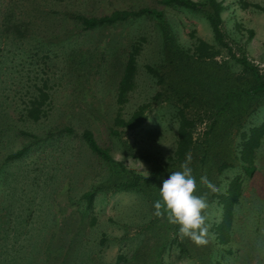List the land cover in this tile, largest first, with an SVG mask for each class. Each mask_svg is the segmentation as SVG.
I'll return each mask as SVG.
<instances>
[{
    "label": "rangeland",
    "instance_id": "1",
    "mask_svg": "<svg viewBox=\"0 0 264 264\" xmlns=\"http://www.w3.org/2000/svg\"><path fill=\"white\" fill-rule=\"evenodd\" d=\"M220 1L228 47L236 57L243 52L264 75V0ZM144 6L165 11L186 57L191 56L196 38L217 46L202 14L165 8L158 0H0V264H264V139L252 177L235 160L241 132L264 121V97L243 98V110L218 118L193 104L186 110L197 120V142L205 140V132L217 119L206 138L210 160L223 158L232 164L221 175L211 172L209 180L220 192L234 177L244 180L228 246L212 243L210 233L208 244L197 246L180 238L164 216H154L160 186L145 193L113 191L115 174L82 140L83 131H91L126 173L144 177L153 176V161L165 163L174 151L177 103L151 101L165 91L169 77L163 68L172 66L160 23L143 17L84 29L67 16L69 10L101 17ZM139 37L145 42L136 62L135 88L122 115L143 103L151 106L139 129L115 137L110 135L117 111L115 86L130 45ZM147 65L164 74L166 85H158L147 74ZM205 66L217 85L221 81L235 87L244 79L240 65L226 52ZM33 78L47 79V116L37 122L21 121L20 112L32 94L23 87L37 82ZM65 129H72V134ZM22 149H26L23 158L6 161L7 155ZM86 192L93 194L88 211L82 198ZM195 194L206 196L210 232L220 220V208L211 201L207 187H198ZM180 241L186 242L189 253L181 251ZM44 242L49 248L43 258Z\"/></svg>",
    "mask_w": 264,
    "mask_h": 264
},
{
    "label": "trees",
    "instance_id": "2",
    "mask_svg": "<svg viewBox=\"0 0 264 264\" xmlns=\"http://www.w3.org/2000/svg\"><path fill=\"white\" fill-rule=\"evenodd\" d=\"M77 1L75 0V2ZM158 2L165 8L182 9L202 14L208 22L214 43L217 46L210 45L204 40L196 38L195 43L189 49L191 56L186 57L187 54L175 41L165 11H159L147 6L136 10H116L109 15L101 17H88L70 10L67 13L68 17L78 22L84 29L112 26L131 19L143 17L152 18L160 23L163 35V46L166 51V56L172 64L171 67L166 66L163 68L167 73L165 76L167 75L169 77V83L165 91L156 93L151 101L156 102V100L161 99L162 102L166 101L170 104H174L172 102H175L178 104H174L176 109L175 119L177 121L175 148L165 163H156L153 161L152 177H144L129 172L126 173L124 165L121 162L115 161L106 149L98 145L91 131L84 130L82 133V140L88 149L103 162L107 163L115 174L117 179L112 183L113 191H137L145 193L144 190H154L156 186L161 185L162 180L166 179L171 172L180 170V166L185 163L188 157L191 158L189 166L193 169V175L197 178V188L206 187L199 183V177L201 175H206L208 179L211 172L215 175H221L226 170L232 168V164L223 158L218 159L217 162H211L210 160L211 152L209 142L207 143L206 138L211 136L212 131H214L217 119H213V123L208 131L205 132V140L197 142L194 139L197 120L190 117L186 110L193 104L198 108L201 107L200 110L208 111L211 117L215 114L218 118L223 115H229L235 110H243L241 104L243 98L251 101H260L264 97V75L247 59L243 52L240 57H236L226 43L221 19L223 4L220 0H158ZM254 7L260 9L257 5ZM144 42L145 38L139 37L130 45L122 72L115 86L114 94L116 97L115 104L117 111L113 119V126L110 129V135L115 137H119L125 131L139 129L144 124L146 112L151 106L150 102L143 103L137 106L128 116L124 117L122 115V110L128 102L129 94L135 88L137 76L136 62ZM222 52H226L243 70L242 74L244 79L235 85V87H228L224 83L222 84L221 81L217 85V80L211 76V72L205 66V63L213 62ZM185 57L188 58V61L184 59ZM145 70L151 78L155 79L158 85H166L164 83L166 82L164 74L159 73L157 69L148 65L145 67ZM25 81L28 83L30 76H26ZM34 81L37 82L29 86L33 90H30L27 86L23 87L27 93L32 94L21 110L22 112H20L19 119L21 121L37 122L47 116L50 103L47 79H34ZM17 83L21 84V82ZM202 92L206 94L203 95ZM212 109H216L215 112ZM64 132L72 134V129H65ZM21 134L24 137L37 140L35 135L31 133L21 131ZM239 138L240 144L237 146L235 160L238 161L243 173L247 177H252L256 169L254 161L257 150L264 139V121L256 127H250L242 131ZM25 152L26 149H22L11 153L7 155L6 161H19L24 157ZM143 158L150 160L149 157ZM243 183V178L238 175L229 182L225 192H212L211 201H215L216 205L220 208V220L218 223L213 224L209 232L211 235L210 238H213L212 243L217 241V244L221 246L231 244L236 215L238 213L237 208L240 205L243 195ZM82 198L86 201V210H91L93 194L86 192ZM154 198L158 199V196ZM93 222L94 219H92ZM174 228L175 233L178 234L177 226ZM179 246L183 253H189L186 242L180 241ZM48 248V243L44 242V247L41 252L43 258L48 253Z\"/></svg>",
    "mask_w": 264,
    "mask_h": 264
},
{
    "label": "clouds",
    "instance_id": "3",
    "mask_svg": "<svg viewBox=\"0 0 264 264\" xmlns=\"http://www.w3.org/2000/svg\"><path fill=\"white\" fill-rule=\"evenodd\" d=\"M190 163L191 158L188 157L180 170L171 172L162 180L158 199L153 202V215L158 218L164 216L169 224L177 226L180 238L203 246L209 242V225L205 215L208 203L206 196L195 194L197 178ZM199 183L211 192L219 191L206 175L199 177Z\"/></svg>",
    "mask_w": 264,
    "mask_h": 264
}]
</instances>
